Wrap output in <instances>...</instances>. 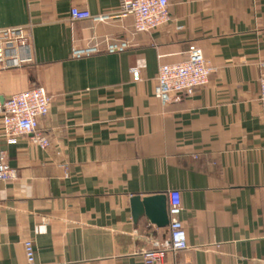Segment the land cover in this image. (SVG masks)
Segmentation results:
<instances>
[{
  "label": "crops",
  "instance_id": "0c3cea01",
  "mask_svg": "<svg viewBox=\"0 0 264 264\" xmlns=\"http://www.w3.org/2000/svg\"><path fill=\"white\" fill-rule=\"evenodd\" d=\"M78 8L103 22L74 21ZM121 0H0V30L31 35V62L0 57V103L43 87L52 97L38 135L0 149L18 170L0 182V264H144L169 239L133 197L179 192L188 247L165 264H264V0H169L171 20L148 33L121 18ZM127 49L109 54L106 42ZM102 52L73 59V49ZM200 47L215 72L194 96L163 105L159 69ZM142 67L141 81L133 69Z\"/></svg>",
  "mask_w": 264,
  "mask_h": 264
},
{
  "label": "built area",
  "instance_id": "2783aa9c",
  "mask_svg": "<svg viewBox=\"0 0 264 264\" xmlns=\"http://www.w3.org/2000/svg\"><path fill=\"white\" fill-rule=\"evenodd\" d=\"M72 20L80 21L91 19L94 22H103L110 19L108 16L93 17L88 11L73 8ZM119 17L134 19V32L148 33L161 26L167 25L170 20L169 0H121ZM31 35L24 28H9L0 30V57L5 59L7 67H21L31 62L29 56ZM124 41L106 42L105 51L109 54L121 53L127 49ZM102 52L100 43L95 42L93 48L81 50L73 49L72 58L82 59ZM142 67L133 69L137 81H141ZM264 69V63H261ZM215 72L212 62L205 56L197 45H191L188 59L182 63L165 64L159 69L155 97L163 105H167L173 97H192L198 89L206 86L211 75ZM260 105L264 115V75L260 80ZM52 108V97L43 87H34L20 94L8 98L0 103V123L7 145H16L19 138L29 137L31 142L42 149L51 146L46 137L38 135L39 121L49 115ZM18 170L8 164L7 152L0 149V182H12L18 179ZM182 211V202L179 192H171L168 203L170 218L169 239L164 243L154 242L151 247L142 252L144 264H165L168 253H179L188 247L187 231L179 219ZM26 264H36V247L32 240L24 242Z\"/></svg>",
  "mask_w": 264,
  "mask_h": 264
},
{
  "label": "water",
  "instance_id": "95a60500",
  "mask_svg": "<svg viewBox=\"0 0 264 264\" xmlns=\"http://www.w3.org/2000/svg\"><path fill=\"white\" fill-rule=\"evenodd\" d=\"M133 218L137 221L139 218L146 216L147 219L159 228H167L170 225L168 214L167 196L156 195L141 199L133 197L132 199Z\"/></svg>",
  "mask_w": 264,
  "mask_h": 264
}]
</instances>
